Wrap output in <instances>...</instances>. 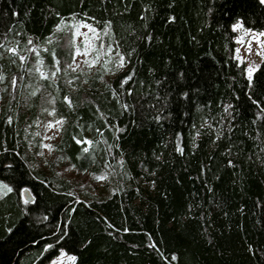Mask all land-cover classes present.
<instances>
[{"label":"trees","instance_id":"trees-1","mask_svg":"<svg viewBox=\"0 0 264 264\" xmlns=\"http://www.w3.org/2000/svg\"><path fill=\"white\" fill-rule=\"evenodd\" d=\"M72 20L96 26L126 66L84 84L69 67ZM237 21L264 31V5L0 0V181L13 188L0 198V264H46L61 249L72 264H264V59L250 86ZM49 110L64 120L56 153L70 176L56 158L30 168L31 123ZM84 129L91 144L77 143Z\"/></svg>","mask_w":264,"mask_h":264},{"label":"rangeland","instance_id":"rangeland-1","mask_svg":"<svg viewBox=\"0 0 264 264\" xmlns=\"http://www.w3.org/2000/svg\"><path fill=\"white\" fill-rule=\"evenodd\" d=\"M72 23H70L72 26L76 25L78 27H73V42L75 46L73 59L70 64V68L72 72L74 73H84V84L88 83L90 78L93 77L96 74L102 73L106 77L112 76L116 71L117 68L115 66L114 61L118 60V56L116 55L119 53L117 50L113 48L112 45H105L104 41L100 40V31L99 29L94 26L93 24L81 20H72ZM65 23L62 22L59 25H57L54 29V34L45 42L47 44L57 32H59L63 27ZM84 25H91L96 29V33L93 34L89 32V29L85 27ZM249 29L244 28L243 29H237L235 31V43H236V49H239V55L243 59V64L245 65V69L248 67L249 64L252 65H258L263 59H264V47H261L260 44L257 43V40L253 38L252 33H259L264 31H254L251 29V32L248 31ZM80 32L83 34H87L90 38L89 43L92 46L89 49L88 56L85 57L83 55L85 50V44H84V35H74L75 32ZM243 38V43H237L238 39ZM261 41H264V37H259ZM251 41V49L249 50L248 42ZM111 46V51H108V47ZM41 48V47H40ZM43 48V47H42ZM77 49H79V54H77ZM236 49H235V56H236ZM96 50H99L101 53L100 61L95 63L92 66H89V64L85 63L86 60L91 61L95 55ZM10 59L7 55L4 54L0 55L1 59ZM110 60L113 62L108 63L107 68L110 69V71H106L104 61ZM239 61V60H238ZM126 62V58H125ZM240 62V61H239ZM37 69L41 75V72L44 73V76L47 74V71L45 69H39L41 65V60L38 59L37 62ZM126 66V65H125ZM124 68V67H123ZM122 68V69H123ZM0 75H3L5 79L0 80V109L3 105V91H9L10 85L9 81L7 80V72L4 71V69H0ZM76 88V85H72V89L74 90ZM35 93L32 91L31 95ZM53 110H49L47 112H44V115L38 117L36 120H34L33 123H31V126L33 128L32 132L35 136H40V149L39 152L35 154V156L32 158L30 163V168L32 170H36L39 168V166H46L48 162L53 161L56 158V163L58 167L64 168V174L70 176L72 174V168L67 167V163L64 159L57 157L56 153V146L59 142L61 135H62V129L64 125L63 119H54L53 118ZM57 120H63V124L58 125L55 122ZM51 123L53 125L52 128L48 127V124ZM82 134L84 136V140L91 141V133L88 129H84L82 131ZM52 137L51 139H45V137ZM96 143V142H94ZM44 145H51V148L44 147ZM33 145L30 146V153H33ZM42 153V155H41ZM142 185L146 187H152L151 182L147 181L142 178L141 180ZM5 183V182H4ZM7 184V183H6ZM93 184L96 185V191L102 189L105 185V178L103 175L97 176L94 179ZM6 189L0 187V198L5 195ZM64 252V251H63ZM66 255H60V253L55 256L59 257L60 264H72L73 260L70 259L72 257L71 255L64 252ZM54 257V258H55ZM53 259V258H52ZM51 259V260H52ZM50 260V261H51ZM50 261L46 264H50Z\"/></svg>","mask_w":264,"mask_h":264},{"label":"snow or ice","instance_id":"snow-or-ice-1","mask_svg":"<svg viewBox=\"0 0 264 264\" xmlns=\"http://www.w3.org/2000/svg\"><path fill=\"white\" fill-rule=\"evenodd\" d=\"M259 2H260V4L264 5V0H259ZM141 19H143V17H141ZM110 25H111V21H108L106 23L105 27H108ZM84 26L89 29V32H91L93 34L96 33V29L94 27H92L91 25H84ZM73 27H78V26L74 25ZM243 27H244L243 24L241 22H239V21H237L235 24L232 25L233 31H236L237 29H243ZM248 31L251 32V29H249ZM74 35H84V37H85V39H84L85 50H84L83 55L85 57H87L88 56L89 49L92 47L90 45V43H89V40H90L89 36L87 34H83V33H80L78 31L75 32ZM252 36H253L254 39L257 40V43L260 44L261 47H264V41H261L259 39V37H264V32H259V33L253 32L252 33ZM243 42H244L243 38L237 40V43H243ZM28 43L29 44H32V40L30 39L28 41ZM248 46H249V50H250L251 49V41L248 42ZM0 47H3V45H0ZM29 50L30 51H35L34 48L29 49ZM7 51L10 52V53H12V54H14V55L17 53V49L15 47L8 48ZM108 51H111V46L108 47ZM133 51H135V50L133 49ZM239 51H240L239 49H236V56H235V58L237 60H239L240 63H243V59L240 57ZM77 54H79V49H77ZM131 54L132 53H128L129 56ZM53 55H55V54L53 53ZM116 55L118 56V60L114 61V63H115V66H116L117 70H119V69H122L123 67H125V65H126L125 56L122 55V54H120V53H117ZM100 58H101V53H100L99 50H96L95 57L91 61L86 60L85 63L89 64V66H92L95 63L99 62L100 61ZM19 59L23 62V61L26 60V57L20 56ZM110 62H113V61H110V60H105L104 61L106 71H110V69L107 68L108 63H110ZM13 63H14V61H13ZM58 63H59V61H57V64ZM69 67H71V66H69ZM259 68H260L259 65H252V64H249L248 67L246 68L247 79L249 81L250 86H253V87L255 86L254 74L257 73V71H258ZM56 71H60V69L57 68ZM52 75L55 76L56 75V72H53ZM41 76L44 77V73L43 72H41ZM44 78H46V77H44ZM3 79H5V77L3 75H0V80H3ZM130 79H131V76H128V77L125 78L124 81H122V83H125V82H127V80H130ZM11 83H12L13 86H15V84H16V78L15 77H13ZM69 83H71V82H69ZM33 95H35V93H33ZM184 95L187 96L188 94L185 93ZM67 99L68 98L65 97V100H67ZM253 103H256V101H253ZM123 107L125 108V110H127L129 106L128 105H123ZM229 107H231V105H229ZM159 118H160L159 116L156 117V119H159ZM9 122H10V118H9ZM55 123L58 124V125H61V124H63V120H57ZM48 127L49 128H52L53 125L51 123H49L48 124ZM198 135H199V133H198ZM51 138L52 137H50V136L45 137V139H51ZM73 139H76V138L73 137ZM77 143L91 144L92 141H88V140L80 141V140H77ZM44 147L51 148V145H44ZM88 150H89L88 148H84L83 149V151L85 153H87ZM41 155H42V153H41ZM231 165H232V161L230 160L229 161V166H231ZM0 187L6 189L7 192H12L13 191V188L10 187L8 184L4 183L3 181H0ZM25 192H27V190H25ZM69 195H73V193L70 192ZM9 231H11V229H9ZM60 231H61L62 235L59 237V239H63L64 236L67 235V233H64L63 228H61ZM125 231H127V229H125ZM54 247H55V245H53V244H47L45 246V248H44V251L47 252L49 249H52ZM60 255H66L63 252V249H61ZM173 258H175V257H173ZM70 259L73 260V261H75L76 257L73 256V257H70ZM50 264H60L59 257L53 258L50 261Z\"/></svg>","mask_w":264,"mask_h":264},{"label":"water","instance_id":"water-1","mask_svg":"<svg viewBox=\"0 0 264 264\" xmlns=\"http://www.w3.org/2000/svg\"><path fill=\"white\" fill-rule=\"evenodd\" d=\"M24 195H25V198H26L27 200H31V197H30L28 191H27V192L24 191Z\"/></svg>","mask_w":264,"mask_h":264}]
</instances>
